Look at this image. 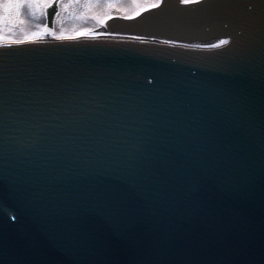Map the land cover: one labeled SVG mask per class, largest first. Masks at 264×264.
Instances as JSON below:
<instances>
[{"label":"water","instance_id":"obj_1","mask_svg":"<svg viewBox=\"0 0 264 264\" xmlns=\"http://www.w3.org/2000/svg\"><path fill=\"white\" fill-rule=\"evenodd\" d=\"M108 26L215 47L0 50V264H264V0Z\"/></svg>","mask_w":264,"mask_h":264},{"label":"rangeland","instance_id":"obj_2","mask_svg":"<svg viewBox=\"0 0 264 264\" xmlns=\"http://www.w3.org/2000/svg\"><path fill=\"white\" fill-rule=\"evenodd\" d=\"M109 2L112 4L111 7L108 6ZM146 2L147 0H101L99 5L88 7V0H78V2L61 0V11L56 23L55 36L57 38L82 37L77 33L88 29L92 33L106 27V22H101L104 17L129 18L137 16L141 5ZM41 25H46L45 10L43 13L37 11L35 15L26 10L23 18L17 19L15 22L9 21L4 25L2 34L10 39L0 41V43L23 41L29 39L33 33H43L44 29Z\"/></svg>","mask_w":264,"mask_h":264},{"label":"snow or ice","instance_id":"obj_3","mask_svg":"<svg viewBox=\"0 0 264 264\" xmlns=\"http://www.w3.org/2000/svg\"><path fill=\"white\" fill-rule=\"evenodd\" d=\"M74 2H78V0H74ZM100 2L101 0H88L87 6L92 7L93 5H99ZM183 2L185 4H189L192 2H198V0H183ZM55 3L56 0H0V41H5L10 39V37L4 36L2 34V29L6 23H8L9 21L15 22L17 19L23 18L26 10L30 11L33 15H35L37 11L43 13L45 9L53 8ZM162 3L163 0H147L146 3L141 5L139 11L137 12V15H139V13L143 11H147L153 8H159L161 7ZM108 6L109 7L112 6L111 2H109ZM108 19H111V17H104L101 22H107ZM41 27L45 31H52V34L56 35L55 31L49 29L47 25H41ZM89 33H91L90 29L82 32H78L77 35L83 36ZM42 34L43 33H33L29 37V39H35L37 36ZM14 42L23 43L24 41L16 40ZM169 43L172 42L170 41ZM226 43H228V41L222 40L219 42V45L216 46L219 47L220 45ZM208 47H212V46L208 45Z\"/></svg>","mask_w":264,"mask_h":264},{"label":"bare ground","instance_id":"obj_4","mask_svg":"<svg viewBox=\"0 0 264 264\" xmlns=\"http://www.w3.org/2000/svg\"><path fill=\"white\" fill-rule=\"evenodd\" d=\"M164 1V0H163ZM183 1V0H181ZM53 11V10H52ZM53 16L55 18L56 14L53 12ZM136 18V17H135ZM59 19L58 15L56 16V21ZM128 18H120L118 16L112 17L108 23H112L118 20H125ZM108 21V20H107ZM58 22V21H57ZM105 27H102L92 33H89L87 35H84L80 38H107V39H115V40H123L125 43H133V44H149V45H143L146 47L152 46L153 44L157 45H174V44H169V43H164V42H159V41H154V40H149V39H143V38H138V37H133V36H128V35H122V34H117V33H112L104 30ZM54 31H56V27L53 28ZM25 41H30V39L23 40ZM43 41V42H42ZM65 42H81V41H65ZM94 42H101V41H96ZM35 44H48V43H63V38H57L55 35L52 34V32H47L45 31L39 38L38 41L34 42ZM27 44V43H26ZM32 44V45H35ZM0 45H2L0 43ZM28 45V44H27ZM140 45V46H141ZM208 45H211L212 47H208ZM175 47H185L188 49H194V50H209V49H214L215 43L210 40H200L195 42L192 46H179V45H174Z\"/></svg>","mask_w":264,"mask_h":264}]
</instances>
